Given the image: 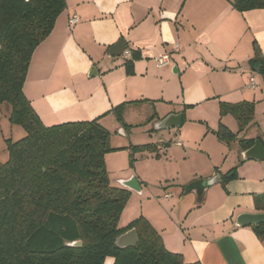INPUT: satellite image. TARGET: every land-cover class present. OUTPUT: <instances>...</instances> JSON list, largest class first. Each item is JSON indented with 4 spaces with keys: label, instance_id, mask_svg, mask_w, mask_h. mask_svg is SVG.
Here are the masks:
<instances>
[{
    "label": "crops",
    "instance_id": "1",
    "mask_svg": "<svg viewBox=\"0 0 264 264\" xmlns=\"http://www.w3.org/2000/svg\"><path fill=\"white\" fill-rule=\"evenodd\" d=\"M65 3L53 30L34 50L23 85L42 125L97 119L110 132V144L112 132L119 136L122 130L129 140L138 131L148 132L149 140L133 147L154 150L135 153L133 168L123 167L110 184L139 197V217L164 248L185 263L264 264V238L251 226H235L239 214L259 212L254 199L264 196V160L243 161L245 150L238 143L264 145V81L248 64L253 43L264 59V9L238 12L232 0ZM72 16L78 22L69 25ZM119 41L130 58L125 50L109 55ZM132 54L136 59L128 75L125 64ZM164 54L169 62L158 66ZM221 103H252V121L238 132L232 115L220 117ZM121 105L129 132L112 113ZM177 114L179 127L155 128ZM219 124L235 135L233 141L215 137ZM231 169L236 177L222 186L220 176ZM131 178L138 191L122 186ZM122 217L119 228L137 219Z\"/></svg>",
    "mask_w": 264,
    "mask_h": 264
},
{
    "label": "trees",
    "instance_id": "2",
    "mask_svg": "<svg viewBox=\"0 0 264 264\" xmlns=\"http://www.w3.org/2000/svg\"><path fill=\"white\" fill-rule=\"evenodd\" d=\"M232 7L264 9V0H232ZM65 8V0H0V105L10 107L8 122L25 133L16 142L6 140L8 159L0 162V264H104L107 258L112 264H200L168 252L141 217L119 228L130 194L110 184L104 156L114 148L110 132L97 119L45 127L24 96L32 54ZM134 59L132 54L125 64L128 75ZM248 64L264 81V59L255 43ZM122 107L112 113L130 128ZM253 111L252 103L219 107L220 117L233 116L238 132L252 121ZM213 134L226 144L235 139L222 124ZM238 143L247 150L254 140ZM153 150L152 145L131 147V166L134 153ZM235 177L231 169L220 176L221 185ZM254 206L264 212V196L256 197ZM251 228L264 238V224ZM130 229L136 230L138 243L116 247L115 239ZM76 241L80 247L71 246Z\"/></svg>",
    "mask_w": 264,
    "mask_h": 264
},
{
    "label": "rangeland",
    "instance_id": "3",
    "mask_svg": "<svg viewBox=\"0 0 264 264\" xmlns=\"http://www.w3.org/2000/svg\"><path fill=\"white\" fill-rule=\"evenodd\" d=\"M256 81L257 83L260 82V78L257 77ZM9 111H10V107L8 105L6 104L0 105V161L1 162L6 161V159L8 158V153L6 150V140H10L11 142H16L24 136V131L22 130V128H20L19 126L10 125V123L8 122ZM131 128L132 127L127 128L126 131L129 132ZM115 133L116 132H112V135L115 137L113 138V141L111 142L110 146L116 147V149L108 152L104 156L105 167L108 173L109 181L111 183L117 182V178L120 176L119 174L123 169V167L126 166L128 169L133 168V165L131 166L130 148L133 147V145H136L138 143H146L149 140L147 134L148 132L146 131L136 132L134 137L131 138V140H129L127 137L123 135L122 130L118 131L117 134L119 136H116ZM149 133H152V131H150ZM132 162L134 163V158ZM136 198L137 197H133L132 199L129 196L128 201L120 215V217H122L123 215L122 217L123 221L127 220V217L129 216L131 217L132 215H135V217L139 218V212H138L140 209L139 197L137 199Z\"/></svg>",
    "mask_w": 264,
    "mask_h": 264
},
{
    "label": "water",
    "instance_id": "4",
    "mask_svg": "<svg viewBox=\"0 0 264 264\" xmlns=\"http://www.w3.org/2000/svg\"><path fill=\"white\" fill-rule=\"evenodd\" d=\"M125 50V46L122 41H119L115 46H113L109 50L110 56H119L123 51ZM181 125V115H171L167 116L165 119H163L160 123H158L155 128L156 129H170V128H176ZM242 160H255V161H263L264 160V148L262 144L255 140L253 146H251L249 149L245 150L242 153ZM135 184V186L133 185ZM122 186L129 190L138 191V186L135 182L134 178H131L130 180H127L126 182H122ZM258 224H264V212H258V213H242L239 214L235 218V226L242 227V226H252V225H258ZM139 241L137 232L135 229H130L127 232L119 235L115 241L114 244L118 248H129L135 246ZM71 246L80 247L81 242L76 241L71 243Z\"/></svg>",
    "mask_w": 264,
    "mask_h": 264
},
{
    "label": "built area",
    "instance_id": "5",
    "mask_svg": "<svg viewBox=\"0 0 264 264\" xmlns=\"http://www.w3.org/2000/svg\"><path fill=\"white\" fill-rule=\"evenodd\" d=\"M77 22H78V18L76 16H72L69 19V21H68L69 25H74ZM124 55H125V57L130 58V52L128 50H125L124 51ZM168 62H169V56H168V54H164L160 58H158L157 65L158 66H161V65L167 64ZM248 86L250 88H253L254 87V79L252 77L249 78V80H248ZM176 145L177 146H181V144L179 142H177ZM160 149L163 150L164 147H161Z\"/></svg>",
    "mask_w": 264,
    "mask_h": 264
}]
</instances>
